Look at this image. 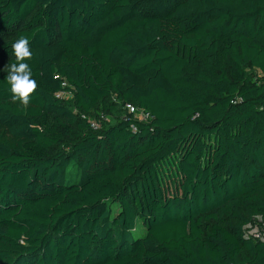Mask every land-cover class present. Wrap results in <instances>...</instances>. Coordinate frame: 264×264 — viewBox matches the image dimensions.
Here are the masks:
<instances>
[{
	"label": "trees",
	"instance_id": "16d2710c",
	"mask_svg": "<svg viewBox=\"0 0 264 264\" xmlns=\"http://www.w3.org/2000/svg\"><path fill=\"white\" fill-rule=\"evenodd\" d=\"M257 218L264 0H0V264H264Z\"/></svg>",
	"mask_w": 264,
	"mask_h": 264
},
{
	"label": "clouds",
	"instance_id": "9594fccd",
	"mask_svg": "<svg viewBox=\"0 0 264 264\" xmlns=\"http://www.w3.org/2000/svg\"><path fill=\"white\" fill-rule=\"evenodd\" d=\"M12 47L18 61L31 57L26 38L21 37ZM30 76L31 70L25 63H19V66L11 65V72L7 76V80L12 86V92L15 94L13 99L20 98L24 104L28 103L29 94L37 87L36 82L31 80Z\"/></svg>",
	"mask_w": 264,
	"mask_h": 264
},
{
	"label": "rangeland",
	"instance_id": "374dc122",
	"mask_svg": "<svg viewBox=\"0 0 264 264\" xmlns=\"http://www.w3.org/2000/svg\"><path fill=\"white\" fill-rule=\"evenodd\" d=\"M64 97H66L68 100L71 99V95L68 94V93H65L63 95ZM121 107V106H120ZM104 121H105V125L106 126H111V125H114L115 124V119L112 115H107L105 118H104ZM139 230L140 232L142 233H145V229L139 225ZM262 230H264V220L262 218H257L253 223L252 225L250 226V228L248 227L247 228V233L248 234H252V233H259L261 232Z\"/></svg>",
	"mask_w": 264,
	"mask_h": 264
},
{
	"label": "built area",
	"instance_id": "2783aa9c",
	"mask_svg": "<svg viewBox=\"0 0 264 264\" xmlns=\"http://www.w3.org/2000/svg\"><path fill=\"white\" fill-rule=\"evenodd\" d=\"M125 109L127 110V112L130 114V115H133L135 117H137L138 119L140 120H145L147 118H149L150 114L141 110L139 111L133 104H126L125 105ZM92 127L94 128H97L98 127V124L96 122H92ZM252 224L248 225L246 227V232H247V228L251 226ZM248 234V233H247ZM248 235H254L256 236V238L260 239V240H264V230H262L261 232L259 233H252V234H248Z\"/></svg>",
	"mask_w": 264,
	"mask_h": 264
}]
</instances>
